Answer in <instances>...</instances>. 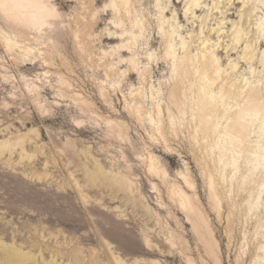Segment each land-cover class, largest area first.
<instances>
[{
  "label": "rangeland",
  "instance_id": "rangeland-1",
  "mask_svg": "<svg viewBox=\"0 0 264 264\" xmlns=\"http://www.w3.org/2000/svg\"><path fill=\"white\" fill-rule=\"evenodd\" d=\"M67 1H55L65 16L63 21L50 22L51 26H47L42 34L33 30L32 34H36L34 40L28 36L29 31L23 37L19 31L14 33L10 29L14 28V22L0 14V26L9 34H16L22 44L36 51L44 50L46 56L54 59L51 68L43 67L40 55L34 64H17L0 39V141L10 140L12 143L9 151H0V264H69L71 261L116 264L111 258L113 251L122 255L126 264H150L149 261L153 260L161 264H189V258L195 264H216L207 255L178 198L171 193L174 183L192 196L199 211L208 219L219 243V264H239L240 261L249 264V254L253 253L254 243L263 232L257 226L264 221V174L255 170L250 185L238 191L241 174L252 166L254 160L249 163L243 158L240 160V173L231 188L229 180L221 174L225 160H220L219 152L215 156L199 144L196 153L201 164L180 150L191 143L183 135L180 148L171 142L153 145L147 141L152 127L146 120L143 126L138 125L124 110L125 98L127 102L132 100L129 94L140 87L138 78H122V73L129 69L127 62L116 64V56L109 61V68L116 73L110 82L104 84L111 90L109 104H105L100 95L99 85L106 80V75L103 70L102 76H97L95 68L108 61L122 42L116 39L122 29L114 24L119 21V16L116 15L115 19L111 13L109 17H103L102 9L106 4L110 5L111 0H102L91 12L83 11L78 1L71 5ZM156 2L152 0L134 7V15L143 19V23L150 22L135 51L141 54L137 58L140 67L150 63L154 77L152 83L155 89H159L160 83L169 86L175 78L170 67L158 65L163 61L166 46L158 40L160 10L155 7ZM197 2L205 7H193ZM160 3L167 8L166 21H170L177 31L172 38L177 56H183L182 45L187 43L194 48L191 58L197 61L199 52L196 48L205 46L209 55L214 53L225 74L235 68L236 81L242 82L245 89L264 88L261 77L264 0H160ZM95 13L98 21L106 20L93 30L86 27L77 39L76 30L81 24H90ZM164 27L172 33L168 23H164ZM126 29L130 30L128 21ZM237 33L239 42L235 38ZM152 39H155L154 45ZM123 40L126 43L128 37ZM80 41L81 44L77 45ZM105 53L108 54L107 60ZM149 53L153 55L151 60L148 59ZM247 54L255 57L244 65ZM130 56L124 54L123 58L129 59ZM47 71L49 77L45 75ZM60 76L73 86L72 90L59 87ZM113 83H121L119 89H112ZM34 85L37 86L35 91ZM150 87L151 83L144 89L149 101ZM59 88L66 92L65 98L57 97ZM161 92L162 105L170 104L168 90ZM76 93L93 103L94 111L102 117L83 115L72 100ZM196 97L195 92L189 97L185 135L193 136L190 112L192 100ZM147 103L151 110L152 104ZM237 103L234 101L233 105L237 106ZM41 105L49 115L42 114ZM236 106L232 111L238 109ZM172 111L177 114L174 108ZM105 118L126 122L124 135L131 143L112 133L102 120ZM227 118L221 119L217 129L226 126ZM83 120V124H77ZM259 126V120L255 119L247 148L259 141ZM33 129L34 134L31 133ZM24 134L29 135V139L23 141L24 145H14ZM210 135L213 141L218 140V133L213 131ZM141 145H146V149ZM134 150L137 155L143 153L145 158L135 159L131 155ZM150 153L156 158L154 162L158 169L155 174L149 170L147 156ZM243 156H249V152L244 151ZM121 157H128L131 166L125 165ZM213 157H217L216 162ZM97 163L102 171H97ZM210 172L222 200L220 213L214 209L205 179ZM94 173L95 179H90V174L93 176ZM185 174L195 183L194 192L187 187L183 179ZM126 179L133 183L130 190L125 188ZM259 190H262L261 195H257ZM249 195L251 199L247 203L244 200ZM3 247H12L31 256L26 262L16 258L13 261L5 257ZM239 255H242L240 259Z\"/></svg>",
  "mask_w": 264,
  "mask_h": 264
},
{
  "label": "bare ground",
  "instance_id": "bare-ground-1",
  "mask_svg": "<svg viewBox=\"0 0 264 264\" xmlns=\"http://www.w3.org/2000/svg\"><path fill=\"white\" fill-rule=\"evenodd\" d=\"M55 1L57 0H14V3L17 5V7L11 10L12 12L11 20L14 22V28H10V29H12L14 33L19 31L21 37H23V35L27 34L29 31L28 36H31L32 40L36 39V34H32L33 30L35 32H38L39 34H42V31L47 26H51L50 22H54L55 24H57L58 22L63 21L65 16L63 17V14L60 13V11L58 10L59 8H57V4L55 3ZM77 1L81 4L82 10L85 12L87 11L91 12V9L95 5H98L100 2H102V0H68L66 3L71 5L72 3H75ZM151 1L152 0H130L131 6L125 8L123 6V0H115V3L118 6L117 9H113L111 7L106 8V5L108 4L104 6L102 11L103 17H109L111 13L112 15L115 16L114 17L115 19L117 17L116 15L119 16V21L118 22L115 21L114 24L115 25H117V23L121 24V27L118 28H121L122 32L118 35L116 39L122 40V42L120 45L116 46V48L114 49V53H112L114 55L112 57H109L108 61L98 65L96 68L94 67L97 70L96 73L97 76H102L103 70L105 71L106 80H104L103 83L99 85L100 86L99 91L101 98L106 102L105 104H109L110 101L108 98L110 97L109 91L111 90L106 89L105 88L106 85L104 84L106 82H110V80H112V78L116 76V73L109 68V65L111 64L109 63V61L114 60V56H116L115 59L118 60L116 64L120 65L123 62H127V64H129V69L126 72L122 73V78H124V80H132L135 77L138 78L139 81L138 83L140 87L138 89H135L137 93L135 99L137 101V104H140L141 102L143 103V108H144L143 114L145 115V117H147V114L149 112L154 111V108H152L151 110L147 108V104H148L147 102H150L153 106L152 99L150 101L149 99L148 100L144 99V97H146L144 89L150 83H151L150 97L154 95L153 90L155 89V86L152 83L154 77L152 76V71L150 70L151 69L150 63L148 65H145L144 67H140L137 58L139 59L141 54L138 51L137 52L135 51V47L136 46L139 47V43L141 42V39L144 38L147 32V23L149 24L150 22L146 21V23H143L142 22L143 19H140L143 26V32H141L140 28L134 29L133 25L136 24L138 18L137 15H134L135 13L134 7H136L137 5L143 6L145 2H151ZM113 2L114 0H111L110 4H112ZM193 7H195V4H193ZM159 14H160V19H159L160 24L158 28H159L160 36H158V40L160 39L161 44L165 45L166 47L164 49V55L162 57L163 61L159 62L158 65L162 67L163 65L165 66L166 64L168 68L170 67L173 76L175 78L173 83H169V86L167 85V83L164 84L160 83L159 89H156L159 91H164L165 89L168 90V99L170 104L164 105L165 108L163 105H161L164 115L165 116L167 115L170 107L171 109L174 108L176 112H178V110H186L189 102V97L192 96L193 93L195 92V96L197 97L192 100V107L190 113L192 115L195 109V114L197 116V119L195 122L191 120V127H190L191 132L193 133V136H197L196 129L199 128L200 129L198 134V138L200 142L199 144L204 145L205 149L209 153L215 156L218 154L217 152H219L220 160L221 161L225 160L223 161L221 174L223 175V178H226L227 181L229 180V186L231 188L235 186L234 180L236 179V176L240 171V165L242 163L240 162V160L243 158L246 161H248V163L251 160H254L252 166L248 168L245 173L243 172L240 176L241 183L240 182L238 183V187L240 188V190L238 191H241L242 188H246V186L250 185L251 178L255 174L254 173L255 170L256 171L258 170L257 173L264 174L263 169L260 168L261 160L257 148V145L260 142V135H261L260 126L258 128L259 141H256L255 145L250 146L248 148L246 146L248 137H250V134L254 131L253 130V126L255 122L254 117L260 111L261 101L264 100V88L253 87V88L245 89V86L242 85V82L238 83V81H236L235 68L231 73L225 74V71H222L221 68L218 66L219 64L218 59L214 56V53L213 55H209L207 52V48L205 46L203 48L200 47L196 48V50H198L199 52V57L197 61L191 58V54L194 51V48L192 47L191 44L183 43L182 45L184 52L183 56L181 57L177 56L175 48L172 44V38L174 37V35L177 34V31L174 30L173 24L170 21H166L167 17L165 16V11L163 12L160 11ZM93 16L94 17L91 20L90 24H85V25L81 24L79 28L76 30L75 36L77 39H79L81 31L84 30L86 27H89V29L91 28L93 30L94 28H98L102 24L103 20H106V18L102 17L103 20L98 21L97 20L98 18L96 19L97 13H95ZM143 18L145 17L143 16ZM127 21L130 25V30L126 29ZM164 23H168V26L172 28V33L167 32V30L164 27ZM17 27L19 29H17ZM161 27H163L164 29L163 33H161ZM0 33H8V31L4 27L0 26ZM8 36L10 39L14 41V43H18L22 46V50L19 48H13V50L9 52L7 50V45L5 43L3 36H0L1 42L3 43L4 47L9 53H11V56L15 58L14 60L17 62V64H23V65H26L28 63L34 64L36 59L38 58V55H40L43 61V67L51 68L50 66L53 64L52 61H54V59L51 56H46L44 50L38 49L36 51L34 48H30L28 45L22 44L21 40L16 34L15 36H12L11 34L8 33ZM125 36L128 37V41L126 43L123 42L124 41L123 38ZM235 38H236V42L240 41V37L238 33ZM114 39L115 38H111L110 40H114ZM130 41L131 43H129ZM80 44L81 41L77 45ZM151 44L152 45L155 44V39H152ZM124 54H129L131 56L129 59H126L123 58ZM105 55H106L105 58L107 60L108 54L105 53ZM254 57H255L254 54L253 55L251 54L250 57H248L247 54L246 57L244 58L245 61L243 62V64L245 65V62L249 64L251 61H253ZM117 74L119 75L120 71H118ZM45 75L49 77L50 72L47 71ZM59 79H60L59 87L63 86L67 90L73 89V86L70 83L66 82L63 76H60ZM120 85L121 83H119L116 88L119 89ZM36 88L37 86L34 85L33 91H35ZM111 88L113 89V87ZM213 94H215V101L212 100ZM129 96L133 99L131 93L129 94ZM57 97L65 98L66 92L62 91L59 88ZM72 100L74 101V103L76 104V106L83 115L90 114L95 116V118L102 117V115H99L100 113L98 114L96 111H94L93 103H91L88 99L82 97L80 94L76 93L74 94V96L72 95ZM234 101L238 102L237 106L233 105ZM125 102L127 103L126 98H125ZM235 106L238 107V109L232 111V109ZM225 116L228 117L227 118L228 122L226 126L221 127L220 130L217 129V126H219L221 119L224 118ZM128 117L134 120L131 115H129ZM154 118L159 119V117H154ZM102 120L106 123V125L108 120L114 121V124L110 130L112 131V133L114 134L116 133L119 137H120V132L122 130V126L124 132V125L126 124V122L123 123L118 122V120L116 121L111 118L109 119L105 118ZM83 122L85 121L83 120L77 122V124L78 125L83 124ZM136 123L138 125L143 126L144 122L142 123L136 122ZM149 125L152 127L151 124H148V126ZM213 131L218 133L219 136L218 140L213 141V138H211L210 134ZM32 132L33 131H31V133ZM167 140L168 139L165 138V140H162L161 142L167 145L169 143L166 142ZM205 141L207 142L205 143ZM17 142H20L19 146L24 145L23 141L21 142V137H19L17 141L13 144L17 146ZM10 144L12 145L10 140L0 141V146L10 145ZM248 149L250 150L248 151ZM244 151L249 152V156L244 158L243 156ZM216 158L213 159L215 162L217 160ZM147 160H149L150 163L149 164V170H150L156 164L154 162L156 158L152 153H150L149 156H147ZM156 165L155 168L157 170L158 168ZM235 167L236 169L231 170L232 168ZM93 177H94L93 179H95L96 177L95 173ZM187 177H189L188 174L183 175L184 181ZM121 178L123 179L126 177L121 176ZM208 178L214 184V187L209 188L211 193L212 204L214 206V209L216 208L217 209L216 211L220 213L222 210V200L217 192V188L214 182V176L212 172L208 174ZM132 185L133 183L130 180L126 179L125 188L127 190H130ZM262 186H264V183L262 184ZM249 188L251 191L252 188L251 187ZM171 189H172L171 193L178 198L182 210L186 213L188 221L192 223L190 224L191 226H193L194 231L198 234L199 240L201 241L203 247L205 248L207 255L211 257L216 264H219L220 261H219V256L217 254L218 253L217 251L219 250V243L214 236V233L210 227V223L208 219L199 211L198 209L199 207H197L193 202L192 196L188 195L187 192L181 186H179L177 183H174L171 185ZM261 194H262V190H259L257 192V195H261ZM250 199L251 196L249 195V198L246 197L244 201L248 203L250 202ZM182 205L184 207H182ZM185 208H187L186 211ZM245 211H247V209H245ZM257 229H260L263 232L261 237L257 240V242L254 243L255 249L253 253L249 254L251 258L249 260L250 261L249 264H264V221L263 220L259 222ZM3 251L5 252L4 254L5 257L12 258V260L16 258L19 261H25L29 259V257L31 256L12 247L11 248L5 247ZM113 252L111 258L114 259L113 261L114 263L126 264L125 260L121 258L122 255L119 256ZM241 256L242 255H239L238 258L240 259ZM248 257L246 261H248ZM239 261L240 260H238V262ZM149 262L150 264H161L160 261L158 260H153ZM188 262H190V264H195L194 261L190 258Z\"/></svg>",
  "mask_w": 264,
  "mask_h": 264
},
{
  "label": "snow or ice",
  "instance_id": "snow-or-ice-1",
  "mask_svg": "<svg viewBox=\"0 0 264 264\" xmlns=\"http://www.w3.org/2000/svg\"><path fill=\"white\" fill-rule=\"evenodd\" d=\"M123 6L125 8L130 7L131 6L130 0H123ZM15 7H17V5L14 3V0H0V14H2L6 19L12 18L11 10ZM107 7L117 9L118 6L114 0V2L112 4L106 5V8ZM149 7H152V5L149 4ZM155 7L157 9H159L161 12L167 10L166 6L161 5L160 0H157ZM195 7H205V5H202L199 2H197L195 4ZM102 11H103V9H102ZM174 19H175V13H173V20ZM117 27H121V24L117 23ZM133 28L134 29L140 28L141 32H143V26H142V23H141L139 17L137 18L136 24L133 25ZM233 30L235 31V29H233ZM163 31H164V29H163V27H161V33H163ZM0 36H3L5 43L7 45V50L9 52L12 51L13 48H19L22 50V46L18 43H14V41L9 38L8 33H0ZM129 43H131V41ZM148 59L149 60L152 59L151 53H149ZM261 77H262V80H264V58H262V61H261ZM112 87H113V89H115L117 87V85L115 83H113ZM153 92H154V95L151 97V99L153 101L154 111L149 112L147 114V117H145V115L143 114V112H144L143 103L141 102L140 104H137V101L135 99V97L137 96V93L135 90L131 91V96L133 97V99L126 103V106L124 109L125 112H127L129 115H131L133 117V119L138 123L145 122V120H146L147 123L152 125V128L149 130L151 132V135L147 136L146 140L150 141L153 145L161 143V141L165 140V138H170L166 142H171L177 148H180L181 143H183V141L181 140V137L183 135L184 139L190 140L191 143L185 144L183 148H180V150L184 151L186 154H190L193 159H196L198 162H200L202 164V162L199 160V157L197 156V153H196V148L199 147V143H200L199 138H198V134H199L200 129L199 128L196 129L197 136L185 135L184 130H185L186 124L188 123V115H189L188 112L186 110H178L177 114L174 115L173 111L170 107L168 110L167 116H165L164 112L161 108V105L163 104V100L161 99L163 93L159 90H156V89H154ZM144 99L146 100L147 97H144ZM212 100L215 101V94H213ZM5 107H7V105H5ZM41 112L43 115H49L50 114L48 111H46L44 109V107L42 105H41ZM154 117H159V119H156ZM21 119H23V117H21ZM196 119H197V116L195 114V109H194V111L191 115V120L193 122H195ZM254 119L259 120V123H260L261 135H260V142L257 145V148H258V151L260 154V160H261L260 168L264 169V100L261 101V109L256 114ZM113 124H114V121H112V120L107 121V125L110 129L112 128ZM32 131L34 134L35 130L33 129ZM28 139H29V135L24 134L21 137V142L26 141ZM120 139L126 140L127 143H131V141L127 140V138L124 135L123 126H122V130L120 132ZM206 142L207 141H205V143ZM19 144H20V142H17V146H19ZM141 147L146 149V145H141ZM9 150H10L9 145L0 146V151L7 152ZM131 155L134 156L135 159H137V160L145 158L143 153L137 155L135 150L131 153ZM121 159L123 160L125 165H127L128 167L131 166L128 164V160H129L128 157H121ZM113 163H115V161ZM96 168H97V171H102V168L98 164H97ZM150 171H153V174H155V171H156L155 165L153 166L152 169H150ZM194 171H195V169H194ZM200 175L203 176L204 173L201 172ZM89 178L92 179L94 177L90 174ZM197 178H199V176ZM205 179H206V183H207L208 187H214V184L211 182V180L209 178L205 177ZM185 183L189 189H192L193 192L195 191L196 185L193 182V180L191 179V177H187L185 179ZM153 191H155L154 187H153ZM84 203L86 204L87 200H85ZM182 207H184V206L182 205ZM186 210H187V208H185V211ZM114 227H117V225L114 224ZM46 264H52V262H46ZM69 264H79V262L71 261V262H69ZM93 264H95V262H93ZM130 264H131V262H130ZM189 264H190V262H189Z\"/></svg>",
  "mask_w": 264,
  "mask_h": 264
}]
</instances>
